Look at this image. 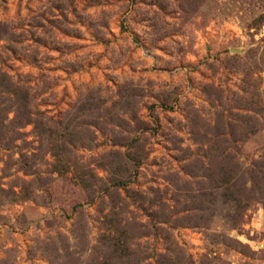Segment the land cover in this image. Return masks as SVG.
Returning a JSON list of instances; mask_svg holds the SVG:
<instances>
[{
  "label": "rangeland",
  "instance_id": "rangeland-1",
  "mask_svg": "<svg viewBox=\"0 0 264 264\" xmlns=\"http://www.w3.org/2000/svg\"><path fill=\"white\" fill-rule=\"evenodd\" d=\"M0 264H264V0H0Z\"/></svg>",
  "mask_w": 264,
  "mask_h": 264
},
{
  "label": "trees",
  "instance_id": "trees-1",
  "mask_svg": "<svg viewBox=\"0 0 264 264\" xmlns=\"http://www.w3.org/2000/svg\"><path fill=\"white\" fill-rule=\"evenodd\" d=\"M9 78H11L10 76H8L6 73L0 71V87H2L4 84L6 83H10L11 80H9Z\"/></svg>",
  "mask_w": 264,
  "mask_h": 264
}]
</instances>
